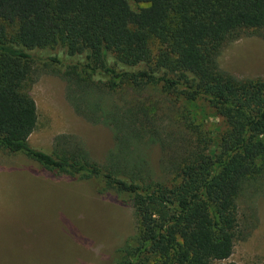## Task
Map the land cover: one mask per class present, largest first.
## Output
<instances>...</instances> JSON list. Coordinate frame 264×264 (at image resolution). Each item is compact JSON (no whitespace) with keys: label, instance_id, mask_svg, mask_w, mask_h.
Masks as SVG:
<instances>
[{"label":"trees","instance_id":"1","mask_svg":"<svg viewBox=\"0 0 264 264\" xmlns=\"http://www.w3.org/2000/svg\"><path fill=\"white\" fill-rule=\"evenodd\" d=\"M251 35L264 38V0H0V150L131 207L137 229L111 264H236L237 200L264 173V78H236L217 57ZM34 61L63 79L77 115L109 130L103 164L62 135L50 151L29 144ZM197 100L221 120L215 138L184 109Z\"/></svg>","mask_w":264,"mask_h":264},{"label":"rangeland","instance_id":"2","mask_svg":"<svg viewBox=\"0 0 264 264\" xmlns=\"http://www.w3.org/2000/svg\"><path fill=\"white\" fill-rule=\"evenodd\" d=\"M156 48L151 46L152 54ZM36 53L50 55L49 50ZM217 64L236 78H264V38L251 35L226 43ZM49 70L34 61L22 85L37 115L29 144L50 151L54 137L62 135L103 164L115 149L109 130L77 115L66 99L65 82ZM183 106L213 138L223 129L205 102ZM158 154L152 146L149 155L156 170ZM236 212L237 237L226 261L264 264V173L247 180ZM136 229L131 207L111 192L98 194L92 182L52 175L20 154L0 150V264H111L114 249Z\"/></svg>","mask_w":264,"mask_h":264}]
</instances>
